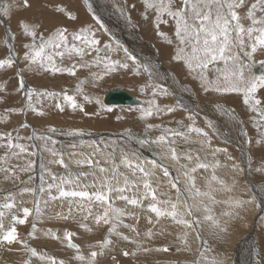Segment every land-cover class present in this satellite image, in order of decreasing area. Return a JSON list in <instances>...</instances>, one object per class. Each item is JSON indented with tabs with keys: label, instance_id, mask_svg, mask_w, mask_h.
Segmentation results:
<instances>
[{
	"label": "rangeland",
	"instance_id": "rangeland-1",
	"mask_svg": "<svg viewBox=\"0 0 264 264\" xmlns=\"http://www.w3.org/2000/svg\"><path fill=\"white\" fill-rule=\"evenodd\" d=\"M10 1L0 0V61H12L10 66L0 67V212L3 213L0 216V264H28L30 253H33L32 250L37 251L38 247L39 252L46 255V264H59L60 261L65 264L67 261L72 262L74 257L78 259V264H88V261H92V255L82 254L81 247H86L85 253L89 251L91 254L96 247L91 249L90 246L98 245V255L99 251L106 249L105 242L114 235L116 238L111 242L119 238L118 242L120 236L124 240V243L117 245L118 249H123V255L119 252L118 257H122L117 260L114 256L109 257L114 262L109 261L108 264H121L119 259L125 258L130 260V264L142 263L138 257L142 256L140 247L144 246V253L149 250L156 253L155 250H158L157 254L163 257L157 260L165 264H264V187L257 189L264 185V139L259 140L264 134V124L261 129L256 127L257 111L260 110L255 103L259 100L258 106L264 107V93H261L264 87H258L255 93L249 94L248 102L245 103L244 91L228 90L231 83L237 82L233 77L225 79L226 70L231 71L234 67L232 61L226 65L217 59L206 68L197 66L196 62L189 66L192 38L183 34L185 40L182 42L176 36L178 18L167 11H159L161 3L168 5L169 2L172 11L182 9L184 0H69V3L68 0H35L33 3L27 0V4L19 0L21 5L18 7L12 6V2L9 4ZM228 2L236 5L232 10L241 16L239 23L245 29L264 26L253 24V19L264 21V0L250 1L249 7L244 2L243 10L240 0ZM257 2L261 4L258 11L252 8L253 4L258 5ZM148 4L157 7H148ZM35 6L36 9H33ZM250 11L255 15L250 17ZM188 14L191 15L190 8ZM233 21L231 23H237ZM26 24L32 28L27 32L23 29ZM31 31L35 32L34 37H31ZM58 31H63L67 41L57 39L59 47L49 46L42 60L32 63L28 55L38 50L41 43H47ZM258 34L253 32L252 35ZM79 35L98 43L86 44L83 40L74 39V36ZM236 36V39L242 37L244 40V45L240 46L242 54L234 48V44L232 53L239 54L248 78L259 76L261 72L254 70L256 67L260 69L258 63L260 66L264 63V47L258 45L253 53V40L240 31ZM229 38L233 40L230 35ZM73 46L81 49V52L73 50ZM180 51L184 55L182 60L177 58ZM48 56L52 57L51 61L47 59ZM125 64L127 67L123 66ZM252 65L255 66L253 69ZM116 88L125 90L139 100L155 101V108L146 113L142 107L106 106L102 97ZM187 92L189 96L192 94L199 99V104L212 107L210 111L193 110L179 103V97ZM66 96L73 97L77 105L75 108ZM205 96L208 98H203ZM234 100H240L245 106L242 109L244 113L234 105ZM220 112L227 114L225 117L229 123L222 117L225 127H220L214 121L219 118ZM50 118L53 120L45 123ZM259 119L264 120L262 117ZM164 130L171 133L167 143L177 147L190 146L188 143L191 142L188 141L191 138L202 141L209 153L206 157L215 166L216 172L199 169V172L194 171L189 177L184 176L185 165L192 168L195 162L176 157L165 159L166 164L176 171L178 169L181 175L168 176V172L165 174V170L155 166L154 172L146 176L145 171L141 172L137 164L125 160L121 153V166L117 169L127 175L130 173L128 177H145L146 183L149 180L151 182L141 193L137 187L134 190L124 189L119 197L128 199L119 198L118 204H115L114 199L111 203L112 197L106 194L109 188H103L101 184L107 181L96 177L91 171L99 166L108 168L116 164V148L137 145L135 141L132 144H120L117 139L120 141L121 136L158 146L166 140H159L161 136L165 137ZM85 132L102 136L104 148L98 144V139L96 144L94 138L90 137L85 138V142H76V137L83 138ZM234 132L238 133L240 139H234ZM231 134L234 138L230 137ZM61 141L66 147L78 148L75 150L78 152L76 164L69 166L63 160L64 157L58 151L62 146ZM244 143L247 145L244 146ZM17 145H23L25 150L22 152ZM87 145H93L94 148H86ZM82 150H89L94 160L80 158L79 152ZM105 152H109L112 158H107L106 163L102 159ZM40 163L44 164L46 171ZM40 167L41 172L37 169ZM188 178L193 179L191 181ZM62 179L68 182L65 180L67 183L59 185L58 181ZM193 181L195 190L190 188L193 192L189 193L186 190ZM53 184L57 186L49 187ZM24 186L28 191L20 190ZM149 188L157 189L161 193L160 198L155 195L157 191L153 193ZM196 189L201 195H196ZM61 191H86L92 198L65 197L60 195ZM96 193L104 194L106 201H97ZM182 194L186 202L176 204ZM133 199L137 203L132 205L130 201ZM8 203L13 204V207L5 208L4 205ZM173 204L178 213L175 218L170 215L159 216L151 210L154 205L162 211H171ZM113 205L121 209L117 217L111 210ZM99 207L107 209L104 212L108 215L104 219L97 217ZM25 208L29 209L27 217L23 211ZM209 216L211 220L206 218ZM20 220L24 222L20 223ZM180 220L188 221V224L180 223ZM114 221L116 225L122 224V229L117 230L120 236L113 233ZM13 227L16 239L8 243L3 237ZM42 230L53 232L59 238L63 236L64 245L53 239V245L49 247L44 242L47 238L44 233V236L41 233L39 236L45 238L37 236L36 241L34 234ZM84 236H87L86 239ZM80 239L83 244H78ZM69 243L77 244L78 247L72 249L68 247ZM13 249H16V253ZM39 260L35 264H42ZM97 264H104L102 258L98 259Z\"/></svg>",
	"mask_w": 264,
	"mask_h": 264
},
{
	"label": "bare ground",
	"instance_id": "bare-ground-1",
	"mask_svg": "<svg viewBox=\"0 0 264 264\" xmlns=\"http://www.w3.org/2000/svg\"><path fill=\"white\" fill-rule=\"evenodd\" d=\"M9 1V0H8ZM23 1L24 0H21V3L23 4ZM30 1V0H29ZM28 1V2H29ZM35 0H32V2L31 3H33ZM47 1V0H46ZM63 1V0H62ZM73 1V0H72ZM112 1H114L115 2V0H112ZM111 1V2H112ZM121 1V0H120ZM252 2L253 0H243V3L245 2V6H247V7H249V2ZM13 3L12 4V6L13 5H15V6H17V5H21V3H19L20 1L19 0H12V1H10L9 2V4L10 3ZM106 2V1H105ZM117 2V1H116ZM152 2V1H151ZM160 2V1H159ZM68 3H69V0H68ZM100 3H101V1H100ZM108 3V2H107ZM242 3V4H243ZM258 3V5L256 4V11H258L259 9H260V7H261V4L259 3V2H257ZM3 4V3H2ZM27 4V3H26ZM30 4V3H29ZM36 4H38V2H36ZM36 4H34V5H36ZM93 4L95 5L94 7H96V9H97V3H95V1L93 2ZM242 4L240 5L241 6V10H243V6H242ZM6 5V4H5ZM64 5V4H63ZM145 5H146V3H145ZM7 6V5H6ZM14 6V7H15ZM23 6V5H22ZM33 6V5H32ZM36 6H38V5H36ZM36 6H35V8H33V9H36ZM60 6V5H59ZM64 6H66V4L64 5ZM68 6V5H67ZM93 6V5H92ZM8 7V6H7ZM18 7V6H17ZM24 7V6H23ZM27 7V6H26ZM30 7H31V4H30ZM63 7V6H62ZM68 7H70V6H68ZM79 7V6H78ZM93 7V8H94ZM109 7V6H108ZM247 7H245L244 9H246ZM21 8V7H20ZM27 8H29V7H27ZM57 8V7H56ZM73 8V7H72ZM75 8V7H74ZM88 8H90V6H88ZM32 9V10H33ZM38 10L40 9V8H37ZM49 9V8H48ZM64 9H65V7H64ZM77 9V8H76ZM17 10H18V8H17ZM16 10V11H17ZM54 10V9H53ZM95 10V9H94ZM263 10H264V8H263ZM12 11L13 10H11V13H12ZM15 11V10H14ZM36 11V10H35ZM55 11V10H54ZM67 11V10H66ZM78 11V10H77ZM160 11V10H159ZM254 11V10H253ZM10 12V11H9ZM19 12H20V10H19ZM76 12V11H75ZM82 12L84 13V10H82ZM97 12H99L100 13V11L99 10H97ZM43 13V12H42ZM58 13V12H57ZM67 13V12H66ZM70 13V12H69ZM77 13V12H76ZM107 13V12H106ZM106 13H104V14H106ZM125 13V12H124ZM160 13V12H159ZM164 13V12H163ZM162 13V14H163ZM18 14V13H17ZM91 14V13H90ZM162 14H160V15H162ZM253 15H255V13H252ZM263 14V13H262ZM9 15V14H8ZM20 15V14H19ZM60 15H62L61 13H60ZM84 15H85V13H84ZM39 16V15H38ZM37 16V17H38ZM111 16V15H110ZM155 16H157V15H155ZM64 17V16H63ZM65 17H66V15H65ZM64 17V18H65ZM75 17V16H74ZM113 17V16H112ZM241 17V16H240ZM9 18V17H8ZM103 18V17H102ZM76 19H77V17H76ZM125 19V18H124ZM26 20V19H25ZM34 20V19H33ZM66 20V19H65ZM73 20H75V19H73ZM158 20V19H157ZM256 20V19H255ZM23 21H24V19H23ZM23 21H21V22H23ZM77 21V20H76ZM111 21V20H110ZM118 21V20H117ZM133 21V20H132ZM235 21V20H234ZM233 21V22H234ZM26 22V21H25ZM24 22V23H25ZM29 22V21H28ZM177 22V21H176ZM129 23V22H128ZM30 24V23H29ZM104 24V23H103ZM231 24H233V25H231V26H229V35L230 36H232V41L234 42L233 44H234V48H237V51H240V53L242 54V51H241V49H240V45H239V40L238 39H236V33L238 32L239 33V29H236L235 28V25H236V23H231ZM27 25V24H26ZM118 25V24H117ZM177 25V24H176ZM17 26V25H16ZM19 26V25H18ZM134 26V25H133ZM167 26V25H166ZM79 27V26H78ZM249 27H250V25H249ZM119 28V27H118ZM175 28V27H174ZM252 28V27H251ZM10 29V28H9ZM24 29V28H23ZM28 29H32L30 26H28ZM78 29H80V28H78ZM177 29V28H176ZM21 30V29H20ZM132 30V29H131ZM15 31V30H14ZM177 31V30H176ZM24 32V31H23ZM32 32V31H31ZM167 33H168V31H166ZM13 33V32H12ZM80 33V32H79ZM87 33V32H86ZM16 34V33H15ZM29 34V33H28ZM30 35V34H29ZM83 35H85L84 33H83ZM166 35V34H165ZM164 35V36H165ZM168 35H169V33H168ZM167 35V36H168ZM11 36V35H10ZM26 36H28V35H26ZM55 36V35H54ZM136 36V35H135ZM177 36V35H176ZM12 37V36H11ZM31 37H33V36H31ZM91 37V36H90ZM48 39V38H47ZM174 39V38H173ZM35 40V39H34ZM37 41V40H36ZM42 41H44V40H42ZM5 42V41H4ZM45 42V41H44ZM253 42H254V40H253ZM87 44V43H86ZM27 45V44H26ZM105 45V44H104ZM30 48V47H29ZM34 48V47H33ZM111 49V48H110ZM112 50V49H111ZM110 50V51H111ZM137 50V49H136ZM15 51V50H14ZM184 55H182L181 54V51H180V55H179V57H177L178 59H180V60H182L181 58L183 57ZM186 57V56H185ZM185 57H184V59H185ZM245 60H246V58H245ZM185 61V60H184ZM247 61V60H246ZM194 63H195V61H193ZM53 64V63H52ZM216 65V64H215ZM251 65V64H250ZM259 67H260V69H259V71L261 72L260 73V75L262 74V73H264V63H261V66H260V63H258L257 64ZM198 66V65H197ZM208 66V65H207ZM255 66L254 65H252V69L254 68ZM199 68V67H198ZM256 68H258V67H256ZM200 69V68H199ZM251 69V68H250ZM169 70V69H168ZM251 71V70H250ZM258 71V72H259ZM252 72V71H251ZM248 73V72H247ZM192 74V73H191ZM75 75V74H74ZM195 75V74H194ZM225 75V74H224ZM191 76V75H190ZM252 76H255V75H252ZM80 79V78H79ZM198 79V78H197ZM251 79V78H250ZM204 81V80H203ZM211 82V81H210ZM207 84V83H206ZM208 85V84H207ZM184 86V85H183ZM199 87V86H198ZM202 87V86H201ZM205 89V88H204ZM211 90V89H210ZM217 91V90H216ZM200 92V91H199ZM198 92V93H199ZM227 92V91H226ZM208 93V92H207ZM261 93H264V90L261 92ZM183 96H180L179 97V103H182V105L183 106H187L188 108H191V109H193V110H197V111H199V109H203V110H205L206 112H208V111H210V108H212V107H206V105H203L202 103L201 104H199L200 102H199V99H197L196 97H193L192 96V94H190L191 96H189V94H188V92H187V94L186 93H183L182 94ZM244 95V94H243ZM89 96H90V94H89ZM107 95H105L104 97H102V102L104 101V99H105V97H106ZM202 96V95H201ZM93 97V96H92ZM207 96H205V97H203V98H206ZM138 98V97H137ZM140 98V97H139ZM177 98V97H176ZM197 100H196V99ZM208 98V97H207ZM245 98V97H244ZM97 99V98H96ZM98 99H100V98H98ZM243 99V98H242ZM141 101H143V100H141ZM188 101H190V102H188ZM235 101V103H234V105L238 108V110L239 111H241L242 113H244V111L242 110V109H245L244 107V105L242 104V103H240L238 100H234ZM143 103H144V106L142 107V108H144V110H145V112L146 113H148L149 111H151L153 108H155V105H156V102L155 101H152V102H145V101H143ZM255 105V104H254ZM217 106V105H216ZM157 107V106H156ZM218 108V107H217ZM256 108H259V110L260 111H257L258 112V114H259V116H258V118H257V120H256V122H257V126L256 127H259L258 129H261V127L263 126V124H264V120L263 119H259V118H261V112H264V107H263V105H262V107L260 108V106H258V105H256ZM190 109V110H191ZM215 109V108H214ZM255 111H256V109H255ZM203 112V111H202ZM231 112V111H230ZM214 113V112H213ZM226 113V112H225ZM208 114V113H207ZM226 116H227V114H225ZM225 115L223 114V112H220L219 113V118L217 119H215L214 121H215V123H218V125L220 126V127H222V126H224L225 127V125L223 124V120H222V117L224 118V121L226 122V123H229L228 121H227V119H226V117H225ZM245 116V115H244ZM52 118V117H51ZM49 119V120H46L45 121V123H48L50 120H53V119ZM43 122V121H42ZM245 122V121H244ZM212 124V123H211ZM215 125V124H214ZM256 125V124H255ZM262 125V126H261ZM192 126H194V125H192ZM217 126V125H216ZM250 126V125H249ZM236 127V126H235ZM217 128V127H216ZM184 130H185V128H184ZM183 130V131H184ZM244 130V129H243ZM180 131H182V130H180ZM186 131V130H185ZM246 131V130H245ZM250 131V130H249ZM202 132V131H201ZM238 132H239V130H238ZM244 132V131H243ZM262 132V131H261ZM80 133V132H79ZM163 133H165V141H164V143H162V144H160V145H156V144H154V145H147V143H146V141L144 142L143 140L141 141V140H134V139H129L128 137H124V138H121L120 137V141L117 139V142H119L120 144H127V143H131L132 144V142H137V145H134V146H127V147H121L120 149H119V147L118 148H116V153L114 152V154H115V156H114V160L117 162L116 164H114V165H110L108 168L104 165V168H101V166H99L98 168L96 167V168H94V170H92L91 172L94 174V175H96V177L98 176V177H100V178H104L107 182L106 183H101L102 184V187L104 188V186H105V188H112L113 189V191H111V192H106V194H110L109 196H111L112 198L110 199V201H111V203L112 202H114L113 200L115 199V204H118L119 203V201L121 200H119V194L121 193L120 191H119V189H127V190H130V189H133L134 190V188L135 187H137V188H140V193L142 192V190H145V189H147V188H145L144 187V185L145 184H150V180H149V183H146V181H145V177H143L142 179H138V178H136V177H132L131 178V176L130 177H128V175L130 174H126L124 171H122V170H120L119 168L117 169V167H120L121 165H120V160L122 159V156H121V153H122V155L124 156V158H125V160H128L130 163H133V165L135 164H137L140 168H143L144 169V171L145 172H147L148 173V175H151V173H153L154 172V170L156 169L155 168V166H157V167H159V168H161V169H163V170H166L168 173H169V175L168 176H170V174H172V175H181L182 174V172H177L178 171V169H177V171L175 170V168H170L167 164H166V160L165 159H175L176 157H178L179 159H185L186 160V158H188V159H192V160H194V164H195V166H192V168L191 167H189V166H187V165H185V170H184V176L186 175L187 177H189L188 175H192L194 172L192 171V169H194L195 168V172L197 171V172H199L201 169H203V171H205L206 170V172H208V171H210V170H212L213 172H216V169H215V166H213L212 165V162L208 159V157H206L207 156V153H208V150H207V147H205L201 142L202 141H198V140H196L195 138H191V140L190 141H188V142H191V143H188V144H190V146H182V147H177L175 144H170V143H167V141H169V139L171 138L170 136H171V133H170V131H167V130H164L163 131ZM182 133V132H181ZM235 133V132H234ZM246 133V132H245ZM257 133H259V132H257ZM182 134H185V133H182ZM260 134V133H259ZM258 134V135H259ZM86 135V136H85ZM132 135V134H131ZM235 135V138L233 137ZM231 134V138L233 137L234 139H240L239 137V135H238V133L236 134ZM260 135H262V134H260ZM113 136V135H112ZM184 136V135H183ZM246 136H248V135H246ZM94 138L93 140H95L96 141V144H97V139H98V144L102 147V148H104V146L102 145V143H101V141H102V136L100 137V136H93L92 134H90L89 132H85L84 134H83V138H79V137H76L77 138V140H75L76 142H85V141H87V140H85V138ZM186 137V136H185ZM224 137V136H223ZM222 137V138H223ZM259 137V136H258ZM110 138H112V137H110ZM220 138V137H219ZM227 138V137H226ZM152 139V138H151ZM174 139V138H173ZM172 139V140H173ZM189 139V138H188ZM229 139V138H228ZM237 139V140H238ZM250 139L252 140V143H254V141H253V139L250 137ZM249 139V140H250ZM264 139V134H263V137H259V140H263ZM146 140V139H145ZM160 140V139H159ZM158 140V141H159ZM210 141V140H209ZM231 141V140H230ZM247 141V140H246ZM36 143H37V141H35ZM62 142V146L60 147V149L58 150L59 151V153L64 157L63 158V160L64 161H67L68 162V165L69 166H71V165H73V164H76V154L78 153H76V151L75 150H78V148L76 149V148H69V147H66L65 145H63V141H61ZM90 142V141H89ZM151 143H153L152 142V140L150 141ZM242 142V141H241ZM257 142H258V140H257ZM248 143V142H247ZM135 144V143H134ZM171 145L170 147H168V145ZM238 144V143H237ZM241 144V143H240ZM248 144H251V143H248ZM37 145V144H36ZM110 145V144H109ZM239 145V144H238ZM245 145H247V144H245L244 143V146ZM93 147L94 148V146L93 145H87L86 146V148H88V147ZM179 146V145H178ZM243 146V145H242ZM130 147V148H129ZM106 149V148H105ZM173 149L175 150V158H174V155H173ZM261 149V148H260ZM114 151V150H113ZM109 152H105L104 153V157H102V159H104L103 161L106 163V161H107V158L109 159V158H111V156L108 154ZM113 153V152H112ZM118 153V154H117ZM255 153H257V152H255ZM39 154V153H38ZM79 154H80V158L82 157L83 159H85V160H90V161H93L94 160V157L92 156V153H90L89 152V150H82V151H80L79 152ZM113 154V155H114ZM209 154V153H208ZM133 155H135L134 157H133ZM100 156V155H99ZM40 157V156H39ZM129 157V158H128ZM100 158V157H99ZM187 159V160H188ZM211 159V158H210ZM50 160H53V159H51L50 158ZM110 160H112V158L110 159ZM54 161V160H53ZM152 162L153 164H151L150 162ZM168 161V160H167ZM170 161V160H169ZM173 161V160H172ZM96 162V161H95ZM103 162V163H104ZM128 162V163H129ZM185 162V161H184ZM186 163H187V161H186ZM201 163H203V164H207L208 165V167H206V168H200L199 167V164H201ZM234 163V162H233ZM214 164V163H213ZM119 165V166H118ZM127 165V164H126ZM129 165H131V164H129ZM189 165V164H188ZM40 166L41 167H44V171H46V167L44 166V164H42V163H40ZM116 166V167H115ZM41 167L40 168H37V169H39L40 171L39 172H41ZM106 167V168H105ZM200 169V170H199ZM159 170V169H158ZM99 171V172H98ZM37 172V171H36ZM98 172V173H97ZM159 172V171H158ZM211 172V171H210ZM45 173V172H44ZM102 173V174H101ZM215 174V173H214ZM81 175H82V173H81ZM80 175V176H81ZM71 176V175H70ZM135 176V175H134ZM142 176V175H141ZM147 176V175H146ZM213 176V175H212ZM157 177V176H156ZM164 177V176H163ZM214 177V176H213ZM218 177V176H217ZM240 177V176H239ZM67 178V177H66ZM185 178V177H184ZM183 178V179H184ZM147 179V178H146ZM149 179V178H148ZM159 179V178H158ZM182 179V178H181ZM189 180H191L192 181V179H190V178H188ZM67 181V179H62V180H60V181H58V184L60 185V184H62V182L64 183V182H66ZM214 180H215V177H214ZM221 180V179H220ZM40 181V180H39ZM44 181V180H43ZM100 181H102V180H100ZM104 181V180H103ZM68 182V181H67ZM66 182V183H67ZM99 183V182H98ZM216 183V182H215ZM55 185L53 184V187H54ZM57 186V185H56ZM55 186V187H56ZM100 186V185H99ZM189 188H187L188 190H186L187 192H189V193H191V189L190 188H193L192 187V183H190L189 184ZM65 187V186H64ZM123 187V188H122ZM151 187V186H150ZM257 187H258V185H257ZM262 187H264V185L263 186H261L260 188L258 187L257 189L258 190H261V188ZM101 188V187H100ZM152 189H153V187H151ZM154 188H157V187H154ZM27 188H26V186H24V187H22V189H20L22 192H25V190H26ZM99 189V188H98ZM102 189V188H101ZM136 189V188H135ZM150 189V188H149ZM190 189V190H189ZM194 189V188H193ZM104 190V189H103ZM132 190V191H133ZM195 190V189H194ZM101 190H99V192H100ZM150 191H152L153 193H155L156 191H157V189H155V190H151L150 189ZM95 192V191H94ZM115 192V193H114ZM146 192V191H145ZM186 192V193H187ZM193 192V191H192ZM195 192V191H194ZM113 193H114V198H113ZM138 193V192H137ZM91 194V193H90ZM124 194V193H123ZM160 192H158L157 191V193H155V195L158 197L159 196V198H160ZM186 196V195H185ZM189 196V195H188ZM190 197V196H189ZM187 198V197H186ZM184 198H183V194L180 196V198L177 200V202H176V204H182V203H184V202H186V201H184L183 200ZM18 200V199H17ZM106 201V200H105ZM125 201V200H124ZM263 201V200H262ZM143 202V201H142ZM114 204V203H113ZM133 205V204H132ZM144 205V204H143ZM146 205V204H145ZM121 206V205H120ZM193 208V207H192ZM250 209V208H249ZM92 209H90V211H91ZM105 210H107L106 208H97V217H102V216H104L103 214L105 213L104 211ZM111 210H112V212H114V216L115 217H117V214H118V212H119V210H121V209H119L118 208V205L116 206V205H113V209L111 208ZM124 210V209H123ZM104 212V213H103ZM214 213V212H213ZM252 213V212H251ZM116 214V215H115ZM137 214V213H136ZM51 215V214H50ZM98 215H100V216H98ZM127 215V214H126ZM243 216H245V215H243ZM244 218V217H243ZM47 219V218H46ZM119 219V218H118ZM117 219V220H118ZM134 220V219H133ZM47 221V220H46ZM51 221V220H50ZM123 221H125V220H123ZM115 222V221H114ZM134 222V221H133ZM243 223H245V222H243ZM42 224V223H41ZM44 224V223H43ZM112 224V223H111ZM168 224V223H167ZM48 226V225H47ZM114 226V225H113ZM166 227V226H165ZM82 228V227H81ZM120 229H122V224L120 225V224H117L116 225V222H115V228H114V232L113 233H117L118 234V232H117V230H120ZM168 229H170V228H168ZM41 230V229H40ZM112 230V229H111ZM75 232V231H74ZM111 232V231H110ZM121 232V231H120ZM39 233H41V236H44V234H46L45 236L48 238H46V241H44V242H47L48 243V246L50 247V245H53L52 243V240L54 239V240H56V241H59L60 242V244L62 243L63 244V241H62V237L61 238H59L58 236H55L54 234L55 233H53V232H51V233H49V232H46V230L44 231V230H42V231H38V233H35L34 235H35V238L38 236V238H40L41 236H39L40 234ZM44 233V234H43ZM85 233V232H84ZM87 233V232H86ZM85 233V234H86ZM123 233V232H122ZM125 233V232H124ZM116 234V235H117ZM90 235V234H89ZM119 236H120V234H118ZM122 235H124V234H122ZM50 236H51V238H50ZM78 236V235H77ZM76 236V237H77ZM79 236H80V234H79ZM56 237H58V238H56ZM85 237V239H86V237L87 236H84ZM90 237H92V236H90ZM41 238H45V237H41ZM79 238V237H78ZM98 238V237H97ZM114 239L116 238V236L114 235V237H113ZM112 238V239H113ZM122 237L120 236V240L117 242V240L119 239H117V240H113V242H111V240L112 239H110V243H106L107 245H106V249L105 250H103L102 252L101 251H99V254L98 255H96L95 257H93V256H91V258H92V261H88V264H97V262H98V259H101L102 258V262H104V264H108L109 263V261L111 262L112 261V259H110L111 257H115L116 258V260L118 259V258H121L122 256L121 255H123V249L122 248H119L118 249V244L120 243V242H123L124 243V240H122L121 239ZM260 238V237H259ZM99 239V238H98ZM187 239H188V237H187ZM165 239H163V241H164ZM167 240V239H166ZM36 241H37V238H36ZM65 241V240H64ZM85 241V240H84ZM89 241H91V240H89ZM93 241V240H92ZM187 241V240H186ZM39 242V241H38ZM50 242V243H49ZM52 242V243H51ZM97 242H99L98 240H97ZM257 242H258V240H257ZM89 243V242H88ZM93 243V242H92ZM259 243V242H258ZM21 244V243H20ZM70 244V243H69ZM78 244H83V241L80 239L79 240V242H78ZM84 244H85V242H84ZM94 244V243H93ZM186 244V243H185ZM64 245V244H63ZM77 245V244H76ZM88 245V244H87ZM115 245H116V247H115ZM121 245V244H120ZM163 245V244H162ZM55 246V245H54ZM53 246V247H54ZM68 246V245H67ZM66 247V246H65ZM68 247H70V246H68ZM91 247V249L93 248V249H95V247H96V249H95V251L94 252H96L97 253V249H98V245L96 246V245H92V246H90ZM162 247V246H161ZM192 247V246H191ZM36 248V247H35ZM70 248H72V247H70ZM141 248V255L142 256H139L138 257V259L139 260H142V263L141 262H138V264H165V263H160V262H158V258L159 257H163L162 255L161 256H159L160 254H157L158 253V250H155V251H157L156 253L155 252H152V251H150L149 250V252H145L144 253V249L146 248V246H144V247H140ZM39 247L37 248V251H35V254H31L30 253V256H29V262H28V264H35V262H37V259L39 260L40 258H42L43 260H39L40 261V263H42V264H46L47 262H44V258H46V255H42V253H40L39 252ZM62 249V248H61ZM73 249V248H72ZM190 249V248H189ZM14 250V249H13ZM16 250V249H15ZM14 250V251H15ZM18 250V249H17ZM63 250H64V248H63ZM81 253L82 254H88V256L89 255H91L90 253H89V251H87L86 253H85V250H86V247H84V248H82L81 247ZM142 250H143V252H142ZM59 251V250H58ZM92 252V251H91ZM120 252V256L121 257H118V253ZM7 253V252H6ZM13 253V252H12ZM15 253H16V251H15ZM15 253H13V254H15ZM23 253V252H22ZM74 253V252H73ZM59 254V253H58ZM162 254V253H161ZM264 254V253H263ZM20 255H22V254H20ZM24 255V254H23ZM48 255H50V256H53L52 254H48ZM63 255V254H62ZM68 256V255H67ZM171 256V255H170ZM59 257H61L62 258V256H59ZM110 257V258H109ZM179 257H181V256H179ZM20 258V257H19ZM48 258V257H47ZM72 258V257H71ZM77 258V257H76ZM106 258V259H105ZM108 258V259H107ZM6 259V258H5ZM7 259H9V256H8V258ZM70 259V258H69ZM80 259V258H79ZM225 259H227V258H225ZM225 259H224V263H226L225 262ZM49 260V259H48ZM62 260V259H61ZM73 260H76V261H73ZM120 260V262H121V264H130L131 262H130V260L129 259H127V258H125V259H119ZM227 260H229V258L227 259ZM8 261V260H7ZM19 261V260H18ZM230 261V260H229ZM229 261H227V262H229ZM61 262H62V264H63V261H60L59 262V264H61ZM112 262H114V261H112ZM245 262V261H244ZM12 263V262H11ZM36 264H38V263H36ZM65 264H78V259H75V257L72 259V262H66ZM112 264V263H111ZM113 264H115V263H113ZM227 264H229V263H227Z\"/></svg>",
	"mask_w": 264,
	"mask_h": 264
},
{
	"label": "snow or ice",
	"instance_id": "snow-or-ice-1",
	"mask_svg": "<svg viewBox=\"0 0 264 264\" xmlns=\"http://www.w3.org/2000/svg\"><path fill=\"white\" fill-rule=\"evenodd\" d=\"M25 4L27 3V0H24ZM241 4L243 3V0H240ZM148 7H157V5L154 4H148ZM236 7L235 4L228 2V0H184V7L182 9L172 11L171 10V3L169 2L168 5H164L161 3L159 5V10L161 12L167 11L169 15L173 16L177 19V32L176 35L181 38L182 42L185 40V36L183 34H187L190 36L193 40L192 47H191V56L189 57V66L191 67V64L193 61L197 63L199 67H207V65L213 61H216L217 59H220L225 62L227 65L229 61H232L234 67L231 71L226 70L225 79H229V77H233L236 79L237 82L231 83V87L228 90L231 91H244L245 93V103L248 102L249 94L255 93L258 89V87H264V73H262L259 76H253L251 79L248 78L245 75V66L242 62H240L239 54H233L232 53V47L233 42L229 38V26L231 24V20H236L237 23L235 25L236 29H239L241 33L247 34L248 37L254 42L251 45V51L254 53L257 49V46L264 47V26L259 28H247L245 29L240 23V17L238 14L233 11L232 9ZM191 9V15L189 16L188 10ZM252 8L255 9L256 5L253 4ZM213 9H215L213 13ZM8 9H5V14L7 15ZM230 14V15H229ZM248 15L251 17L252 12L250 11ZM199 21L197 24L196 22ZM260 23L264 25V21H256L253 19V24ZM24 30L28 31V26L24 25ZM253 32H258L259 34L256 36H253ZM33 37L36 35L35 32L30 33ZM59 39L60 41H67V37L64 35L63 31H58L57 34L53 37H50L47 41V43H41L38 50H35L34 53L28 55V59L32 61V63H36L38 60H42L43 56L45 55V49L49 46L52 47H59L58 44H56V40ZM74 39L83 40L86 43L96 44L98 41L92 40L88 41L87 37L79 35L74 36ZM202 45V46H201ZM239 45H244L243 38H239ZM73 50L77 52H81V49L76 48L73 46ZM59 55H63V53H59ZM245 55H250V53H245ZM47 59L49 61L52 60L51 56H48ZM11 60H4L0 61V67H3L4 65H11ZM124 67H127V64L123 65ZM74 74V73H73ZM23 82L21 81V84ZM66 99L70 102H72V107L75 108L77 105L75 101L73 100V97L66 96ZM255 103L257 105L260 104L259 100H256ZM59 107V105H57ZM61 111H63V108H61ZM42 114V113H41ZM150 114V113H149ZM261 117L264 118V112H261ZM194 131H199L198 129H193ZM164 137H160V141H164ZM16 147H19L20 150L23 152L25 149L23 145H17ZM173 155L175 158V150L173 149ZM62 163V161H61ZM139 167V166H137ZM200 168H206L208 167L207 164H199ZM141 172H144L143 168H140ZM192 171H195V168L192 169ZM145 175H148L147 172L144 173ZM165 174H167V171L165 170ZM49 187H53V185H49ZM145 188H148V184L144 185ZM192 187L195 188L194 181L192 182ZM26 191H28L26 189ZM109 192L113 191L112 188L108 189ZM120 192H123L124 189H119ZM207 195V193H204ZM61 196H73V197H88L91 199L92 197L89 195L86 191H61ZM196 195H201L199 189H196ZM95 199L97 201H104L107 199V197L102 193H96ZM120 199H128L125 196H121ZM132 204H136L137 200L133 199L130 201ZM5 208H11L13 207V204L8 203L4 205ZM171 211H162L160 208H157L156 206H152L151 210L159 216L163 215H170L173 218H175L178 213L176 211V205H171ZM191 210V209H189ZM24 215L27 217L29 214V209L25 208ZM108 215L107 212L104 213V216L100 217V219H104ZM0 216H3V213L0 212ZM207 219L211 220L212 217H206ZM24 220H20V223H23ZM107 222V221H105ZM180 223L188 224V221L180 220ZM2 226V225H0ZM69 234V239H70ZM5 241L8 243H12L16 239V230L13 227L8 233L3 237ZM110 243V241L105 242ZM70 247L76 248L78 247L75 244L70 243ZM103 246V244L101 245ZM33 254H35V250H32ZM91 255L95 257L97 255L96 252H92ZM127 255V253H125ZM80 259H83V257H80ZM62 264V262H61Z\"/></svg>",
	"mask_w": 264,
	"mask_h": 264
},
{
	"label": "water",
	"instance_id": "water-1",
	"mask_svg": "<svg viewBox=\"0 0 264 264\" xmlns=\"http://www.w3.org/2000/svg\"><path fill=\"white\" fill-rule=\"evenodd\" d=\"M255 72L259 71V68H255ZM104 104L106 106H119V107H143V101L139 100L137 97L129 94L123 89L116 88L111 90L104 99Z\"/></svg>",
	"mask_w": 264,
	"mask_h": 264
}]
</instances>
